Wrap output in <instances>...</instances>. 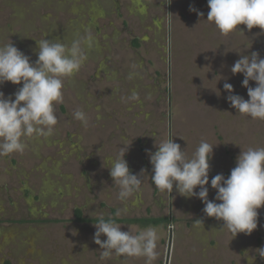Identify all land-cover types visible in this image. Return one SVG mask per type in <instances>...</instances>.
Returning a JSON list of instances; mask_svg holds the SVG:
<instances>
[{
    "label": "rangeland",
    "instance_id": "obj_1",
    "mask_svg": "<svg viewBox=\"0 0 264 264\" xmlns=\"http://www.w3.org/2000/svg\"><path fill=\"white\" fill-rule=\"evenodd\" d=\"M208 11L207 0H0V46L11 42L30 62L43 38L70 46L92 37L80 69L63 78L52 135L27 138L22 153L0 157V264H146L144 257L101 259L96 223L76 222L78 209L86 219L112 218L114 211L119 219L172 220L118 223L133 234L157 230L151 264H165L170 234L168 264H248L249 255L264 264L257 256L264 206L257 228L233 238L222 221L205 216L200 199L175 187L161 192L150 179L149 152L161 141L173 139L189 158L207 142L214 146L206 185L212 200L211 178H227L240 151L264 147V120L236 113L223 89L230 83L232 94L248 99L243 75L230 69L253 51L264 58V33L239 25L244 34L221 35ZM21 86L5 82L0 91L10 97ZM124 153L141 184L120 200L106 160Z\"/></svg>",
    "mask_w": 264,
    "mask_h": 264
},
{
    "label": "clouds",
    "instance_id": "obj_2",
    "mask_svg": "<svg viewBox=\"0 0 264 264\" xmlns=\"http://www.w3.org/2000/svg\"><path fill=\"white\" fill-rule=\"evenodd\" d=\"M207 7L206 20L214 24L221 35L237 30L243 33L239 25L249 31L259 28L264 33V0H207ZM189 10L197 12L198 16L204 15L192 6ZM91 41V35H85L69 46L43 38L37 41L35 62H30L29 57L11 42L0 46V85L5 82L22 85L10 97L0 91V157L22 153L27 138L52 135L57 124L54 105L63 101V78L80 69L86 59L83 46H91ZM230 71L233 75H243L241 86L247 89L248 96L245 100L232 94L233 85L225 82L223 89L229 93L226 100L230 106L236 113L264 120V58L256 51L250 56L241 55ZM250 81L255 87L249 86ZM132 98L136 99L135 94ZM73 115L81 122L86 120L83 111ZM156 147L154 153L149 152L150 179L159 191L171 194L175 187L182 197L200 199L205 216L222 221V228H226L233 238L239 233L250 235L257 228L258 210L264 206V147L240 151L227 178L223 174L211 178L210 187L215 190L212 200L208 199L206 185H209V161L214 146L201 142L190 158L173 139L163 140ZM125 153L106 160L110 165L107 167L109 175L119 189L120 200L139 191L141 184L139 175L129 172ZM93 225L96 229L93 242L102 250L101 259L115 255L144 257L146 264L155 260L158 235L154 227L133 234L122 231L121 226L102 217ZM102 235L106 237L103 241ZM259 250L257 256L264 259V247ZM247 260L248 264H254L255 258L249 255Z\"/></svg>",
    "mask_w": 264,
    "mask_h": 264
},
{
    "label": "trees",
    "instance_id": "obj_3",
    "mask_svg": "<svg viewBox=\"0 0 264 264\" xmlns=\"http://www.w3.org/2000/svg\"><path fill=\"white\" fill-rule=\"evenodd\" d=\"M112 218H104L105 220H112L116 224L118 223H130V224H150V225H166L172 222L169 218H135V219H119L115 217V212L113 211ZM75 221L79 223L84 222H95L97 223L99 219H86L83 218L82 212L78 209L74 213Z\"/></svg>",
    "mask_w": 264,
    "mask_h": 264
},
{
    "label": "water",
    "instance_id": "obj_4",
    "mask_svg": "<svg viewBox=\"0 0 264 264\" xmlns=\"http://www.w3.org/2000/svg\"><path fill=\"white\" fill-rule=\"evenodd\" d=\"M170 242H171V234L169 235L165 264H168V256H169V250H170Z\"/></svg>",
    "mask_w": 264,
    "mask_h": 264
}]
</instances>
